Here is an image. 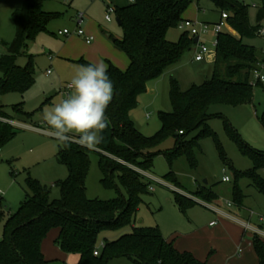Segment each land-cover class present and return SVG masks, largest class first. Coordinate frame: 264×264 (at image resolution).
<instances>
[{"label": "trees", "instance_id": "1", "mask_svg": "<svg viewBox=\"0 0 264 264\" xmlns=\"http://www.w3.org/2000/svg\"><path fill=\"white\" fill-rule=\"evenodd\" d=\"M46 0H24L20 10L13 13L16 37L13 43L15 54L0 57V97L11 92L24 93L34 83V73L29 63L25 68L17 65V56L38 34L45 32L55 16L43 10ZM223 12L229 14L228 23L237 36L220 33L217 37L214 73L211 80L201 86H193L183 92L175 79L171 81V112L158 114L160 132L147 138L136 127L130 114L139 106V98L149 92L148 84L159 79L167 70L179 64L186 52L196 44L195 38L183 34L177 43L167 39L169 30L183 22L191 5L190 0H134L123 9L116 8L123 36L114 40L117 50L129 60L126 72L108 62V73L114 84L113 99L108 105V125L103 142L94 148L100 156L103 185L112 187L118 180L129 198L120 197L111 201L89 200L86 195V178L90 167V152L73 140L59 147L58 162L68 171V178L55 184L60 191L59 199H51V189L38 181L27 179L26 199L18 212L7 216L0 241V264H50L42 252V244L52 229L60 232L57 243L69 255H78V264H114L126 258L133 264H206L191 253L178 251L173 242L166 239L159 228H134L116 240L106 241L98 248L99 236L106 231L120 230L131 223L141 194L148 192L150 183L138 170L150 173L152 162L160 141L167 135L176 140V148L167 159L173 160L182 154L188 156L194 167L193 150L196 141H187L186 136L200 128L203 134L210 131L208 121L211 107L223 105L238 107L252 105L255 87L262 84L254 80V72L264 62L262 52L244 44L245 38H257L264 20V0L259 1L258 25L249 23L246 3L237 0H211ZM84 65L89 63L81 60ZM14 116L8 115L0 106V148L17 135L12 121L26 123L28 115L20 106H13ZM230 138L241 152L248 156L254 167L244 173L235 171V178H246L259 193L264 194V179L259 171L264 169V153L252 149L225 121ZM264 128V115L262 117ZM151 174V173H150ZM166 180L179 188L173 174ZM194 198L207 204L217 202L218 196L206 186L200 188ZM242 191L234 189V203L243 207ZM175 201L181 211L197 204L194 199L175 193ZM6 217L0 202V222ZM253 249L259 264H264V239L254 236ZM99 250V256L95 252Z\"/></svg>", "mask_w": 264, "mask_h": 264}, {"label": "rangeland", "instance_id": "2", "mask_svg": "<svg viewBox=\"0 0 264 264\" xmlns=\"http://www.w3.org/2000/svg\"><path fill=\"white\" fill-rule=\"evenodd\" d=\"M190 1L191 5L183 17V22L190 21L197 29L207 25L209 31L202 36L201 42L213 51L218 37L213 25L220 22L223 11L211 0ZM108 4L113 8L123 9L130 5V0H46L43 10L55 16L49 22L47 30L38 34L21 51V55L17 56L16 63L19 67L25 68L31 63L34 83L24 93L11 92L0 97V106L3 107L5 113L14 116L13 106H20V109L29 117L23 125H18L15 121L11 122L17 128V135L0 148V202L6 214L0 222V241L3 240L7 216L18 212L26 199L27 179L38 181L41 185L51 189V199H59L60 191L55 184L68 178L67 168L57 159L61 143L49 131L48 125L42 118V112L45 108H50L66 98L62 95V89L70 85L79 67L86 66L81 60L89 61L83 57L74 58L76 52L80 51L79 48L70 53L62 52L68 38L60 37L59 33L68 30L72 33L70 37L79 38L74 34L77 30L76 18L80 13L85 14L87 22L82 28H86L89 33L95 35V45L100 43L96 49L89 50L90 58L96 62L103 61L106 65H108L107 62H111L122 72H126L129 68L127 56L117 50L114 45V40H120L123 36L116 13L110 15L111 22L106 21ZM254 4L257 7H253ZM259 4L258 0H247L246 2L249 6L248 16L252 27L258 25ZM23 5L24 0H0V57L16 53L13 49L16 37L13 13L20 10ZM183 22L169 30L167 35L169 42H179L183 34H188L192 38L190 30L182 27ZM260 26L264 28V20ZM222 33L237 36L229 23ZM243 42L262 52L260 59H263L264 37L245 38ZM87 47L90 48V46ZM196 52L197 46H194L191 51L185 53L181 62L172 68L173 70L168 73L166 71L159 79L149 82V92L140 96L139 106L131 112L130 118L147 138L156 136L161 130L158 114L172 111L170 98L172 79L178 82L183 92L193 86H201L212 79L213 60L207 59L204 63H196L194 62ZM175 68L177 71H174ZM48 72L51 74L48 75ZM262 75L264 77V70ZM1 77L0 74V79ZM209 114L215 116L208 121V127L215 133V137L203 134L204 128L186 136L187 141L197 143V147L193 150L195 166L190 165L188 156L185 154L173 160L167 159L166 154H171L176 148V140L172 135L165 136L155 149L160 153L154 157L150 172L154 178L165 185L151 183L144 178L145 182L151 185L147 193L141 194L131 223L120 230L103 232L99 236L98 248L102 249L104 242L116 240L121 235L130 233L134 228L145 227L159 228L170 242L179 239L187 250L181 251L176 248L178 251L191 253L196 259V254H198L203 257V260L199 259V261L207 262L206 264H212L214 258L221 256L222 264L239 263L244 257L243 255L238 257L236 254L240 246L244 254L247 249L255 253L251 246L254 235L247 232L243 237L245 233L243 228L238 244L234 245L232 237L223 236L225 241L223 239L219 241V243H224L220 247L221 250L214 248L211 253L212 249L209 248L206 251L205 247H211L214 241L213 239L208 241L203 237V228L209 227V222L219 218L218 214L209 210V206L219 207L239 221H247L251 217V223L255 225H259L260 216L264 217V194L252 187L248 179L235 178V171L247 172L254 167V164L230 138L225 125V121H228L246 144L264 153V128L262 126L264 81L255 87L252 105L213 106ZM73 140L78 141V138L73 137ZM99 161L100 156L93 149L90 152V167L86 178L87 198L111 201L122 196L128 199L126 190L118 180H115L110 188L103 185V173ZM168 174L175 175L179 188L165 179ZM259 175L264 179V169L259 171ZM226 177L230 179V182H223ZM203 186L211 188L219 200L207 204L194 198L193 194ZM236 186L240 188L244 196L242 209L234 203ZM175 193L194 199L197 204L184 214L176 204ZM227 202L231 203V208L225 206ZM226 218L222 219L241 227L238 221ZM59 235L58 229H52L44 239L42 252L45 259L50 264H78L79 256L65 253L57 243ZM231 252H235V255L233 253L228 255ZM219 253L221 255H217ZM114 264L133 263L122 258L116 260Z\"/></svg>", "mask_w": 264, "mask_h": 264}, {"label": "clouds", "instance_id": "3", "mask_svg": "<svg viewBox=\"0 0 264 264\" xmlns=\"http://www.w3.org/2000/svg\"><path fill=\"white\" fill-rule=\"evenodd\" d=\"M70 87L67 98L45 108L42 118L58 142L70 144L77 137L81 146L94 149L103 142L106 110L114 95L107 65L99 61L79 67Z\"/></svg>", "mask_w": 264, "mask_h": 264}, {"label": "crops", "instance_id": "4", "mask_svg": "<svg viewBox=\"0 0 264 264\" xmlns=\"http://www.w3.org/2000/svg\"><path fill=\"white\" fill-rule=\"evenodd\" d=\"M130 2H131V0H130ZM111 5L110 4H108L107 5V8H109ZM107 21V20H106ZM86 22H87V19H86V16H85V19H84V22H83V24H82V27L86 24ZM108 22V21H107ZM76 23H77V18H76ZM77 27H78V23H77ZM85 30H86V33L88 34V35H90V36H93L94 37V42L91 44V45H88V44H86L85 43V41L83 40V39H79V38H77V37H75V36H73V37H66V36H60V37H65V38H68V41H67V43L64 45V47L62 48V52H66V53H70V52H74V50H78V49H76V48H79L80 49V51L78 50L77 52H76V56L74 57L75 59H80L81 57H83V58H85V59H87L89 62H92V63H96V61H94L93 59H91L90 58V54H89V50H94V49H96V47L97 46H100L99 44L100 43H98L97 45H95V42H96V37H95V35L94 34H92V33H89L88 31H87V29L85 28ZM110 38H111V36H109ZM95 45V46H94ZM87 46H90V48L89 47H87ZM89 54V55H88ZM82 60H84V59H82ZM88 62V63H89ZM194 62H195V60H194ZM108 63V62H107ZM197 63V62H196ZM90 64V63H89ZM178 65V64H177ZM175 67V66H174ZM174 67H172V68H174ZM107 68H108V65H107ZM172 68H170L169 70H167V73L170 71V70H173ZM174 71H177L176 70V68L174 69ZM48 74V73H47ZM48 75H50V74H48ZM15 123H17L18 125H23V123H20V122H15ZM209 206V205H208ZM225 206H227V204L225 203ZM209 207H212V208H215V209H217L218 211H220V212H223V213H225V214H229V213H227V212H225V211H223V210H221V208H219V207H216V206H209ZM228 207V206H227ZM228 208H231V207H228ZM215 209H209L210 211H212V212H214L215 214H218L219 215V218H218V220H216V221H211V222H209V224H208V226L209 227H206V228H203V230H204V234H203V237L204 238H206L208 241L209 240H212L213 239V244L211 245V247L210 246H206L205 247V250L207 251V250H209V248H211L212 249V251H211V253L213 252V249L214 248H216V249H219V250H221V248L220 247H222V245L224 244V243H219V241L221 240V239H223V241H225V239H224V237H226V236H229V237H232L231 239H233V241L235 242H233L234 243V245L235 244H238L239 243V241H240V236H241V233H242V225H241V227H239V226H237L236 224H234V223H231V222H229V221H227L226 219V217H224V215L222 214V213H220V212H218V211H216ZM240 209H242V208H240ZM223 215V216H222ZM229 215H231V214H229ZM222 218H226V219H222ZM243 222H250L251 223V217H249V219L247 220V221H243ZM212 223H216L214 226H212ZM252 224V223H251ZM254 227H258L259 229H261L263 232H264V223L262 224V223H260L259 222V225H255V224H252ZM244 229V228H243ZM200 230L202 231V229L200 228ZM245 235H246V233H244V235H243V237H245ZM224 236V237H223ZM242 242H243V240H242ZM242 242H241V244H242ZM174 246H175V248H177L178 250H181V251H186L187 249L186 248H184L183 246H182V242L181 241H179V239H177V240H174ZM229 244V243H228ZM218 247H216V246ZM181 246V247H180ZM251 246H252V248H253V245H252V242H251ZM252 250H254V249H252ZM231 251H233V250H231ZM222 252V251H221ZM255 252V251H254ZM232 253L233 252H231V254H228V255H232ZM236 254H237V256L238 257H241L242 255L244 256L242 259H241V261L239 262V263H237V264H259V260H258V257H257V255L255 256V254L256 253H253V251H251V249H247V251L245 252V254H244V252H243V249H242V247L240 246V247H238L237 248V250H236ZM217 255H221L220 253L219 254H217ZM233 255H235V252L233 253ZM196 257H197V259L199 260H203V257H200L198 254H196ZM209 259V258H208ZM214 259H216V258H214ZM213 259V263L212 264H222L221 263V260H222V256L221 257H219V258H217L216 260H214ZM230 261H232V260H230ZM207 263V262H206ZM231 264H232V262H231Z\"/></svg>", "mask_w": 264, "mask_h": 264}, {"label": "built area", "instance_id": "5", "mask_svg": "<svg viewBox=\"0 0 264 264\" xmlns=\"http://www.w3.org/2000/svg\"><path fill=\"white\" fill-rule=\"evenodd\" d=\"M237 1L242 2V3L247 2V0H237ZM131 2H134V0H131ZM253 7H257V6L254 4ZM114 13H116V8H113L110 6L108 8V15L106 16V20L108 22L112 21L110 15L114 14ZM228 18H229V14L227 12H222L220 22L213 25V29L215 30V32L217 34L222 33V31L224 30V28L226 27V25L228 23ZM84 19H85V14L80 13L77 16L78 27H77V30L75 31L74 34L76 36H78L79 38L83 39L86 44L91 45L95 39L93 36L88 35L86 33L85 29L82 28V24L84 22ZM182 27L190 30V35L192 36V38H199V43L196 45L197 46V52H196V56H195V62L204 63L207 61V59L213 60V62H214L215 58H216V47H217V43H218L217 40L215 43V49L213 51L210 50L207 46H205L201 42L202 36L204 34L208 33L209 27L207 25H204V26H201L200 29H197L196 26L190 21L183 22ZM59 36L70 37V36H72V33H70L68 30H64L63 32L59 33ZM259 36L264 37V28H262L260 30ZM259 68H260L259 70H256L254 72V80L256 82H258V81L263 82L264 77L262 75V72L264 70V62H262L259 65ZM48 74H51V72H48ZM71 91H72V89H71L70 85H68L64 89H62V95L67 98V96L71 93ZM137 171L141 175H143L146 179H148L151 183H156L159 185H165V183L160 182L159 180L154 178L150 173H147V172H144V171H141L138 169H137ZM223 182L228 183V182H230V179L228 177H226L223 179ZM150 190L154 191L153 188H150ZM226 204L228 207H231V203L227 202ZM210 208L215 209L212 207H210ZM215 210L218 211L217 209H215ZM218 212H220V211H218ZM220 213H222L224 216H226L228 218H231V219L238 221L242 225V227L244 228L245 233L251 232L254 236H258V237L264 239V232L261 229H259L258 227H254L250 222L239 221L236 218H234L232 215L225 214L223 212H220ZM259 222L263 224L264 223V217L260 216ZM215 224L216 223H212V226H214ZM95 256H99V250H97L95 252Z\"/></svg>", "mask_w": 264, "mask_h": 264}, {"label": "water", "instance_id": "6", "mask_svg": "<svg viewBox=\"0 0 264 264\" xmlns=\"http://www.w3.org/2000/svg\"><path fill=\"white\" fill-rule=\"evenodd\" d=\"M118 24L121 25V22L119 19H118ZM194 43L197 45L199 43V38H195Z\"/></svg>", "mask_w": 264, "mask_h": 264}]
</instances>
